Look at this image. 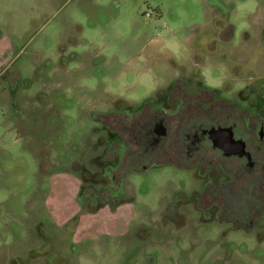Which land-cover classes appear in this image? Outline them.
Segmentation results:
<instances>
[{"label":"rangeland","instance_id":"obj_1","mask_svg":"<svg viewBox=\"0 0 264 264\" xmlns=\"http://www.w3.org/2000/svg\"><path fill=\"white\" fill-rule=\"evenodd\" d=\"M38 1L19 60L36 66L0 95V264H264L252 177L220 185L202 173L214 153L169 155L154 129L234 106L258 133L264 0ZM141 135L162 140L142 162Z\"/></svg>","mask_w":264,"mask_h":264},{"label":"flooded vegetation","instance_id":"obj_2","mask_svg":"<svg viewBox=\"0 0 264 264\" xmlns=\"http://www.w3.org/2000/svg\"><path fill=\"white\" fill-rule=\"evenodd\" d=\"M225 108L219 109L216 118H204L203 122L212 119L209 126H204L200 122L192 133L185 132L183 135H179V137L177 136V130H173L172 133L167 134V131L165 132L160 129V124L165 117L163 115V118H158L159 125L156 128L154 127V129L162 133L163 142L161 146L164 148H161L165 150L164 152L168 151L169 155L178 148L179 150H184L186 157H190L192 163L198 165H202L200 164L201 158L205 162L208 159V154L214 153L216 156L206 161L209 165L202 170L203 174L206 173V176H209L215 172V177L220 178L218 184L222 185L238 180L241 176L239 175V170H243V176L252 177V181L248 184L246 183V186L243 188H247L249 193L264 197V187L261 182H258L264 180V123L262 120L258 122L260 128L258 133H249V118L238 114L234 106L231 110H225ZM235 114H237V117H235ZM171 115L173 114L168 115L167 118L170 119ZM169 119L167 120L168 122H170ZM181 120L187 121L185 118ZM236 129H239V132L236 133ZM140 139L142 140L140 141L142 145L137 160L142 162L145 156H149V154L158 149L150 152L153 146H157L158 142L162 140L161 137L152 139L154 143L153 145H148L150 147L148 148L146 145L144 146L145 139L143 135L140 136ZM166 141L168 149H165ZM209 141H211V144ZM122 145L123 148L126 147V145ZM132 162L133 160H131V164ZM221 190L223 191L224 188H221ZM234 198H237V194L231 197V199ZM227 207H229V203L226 206L225 203L220 202L217 204L216 210L217 212H221V210H225ZM222 215L226 214L223 213ZM258 216L261 217L259 220H263L264 214L261 213V210Z\"/></svg>","mask_w":264,"mask_h":264},{"label":"crops","instance_id":"obj_3","mask_svg":"<svg viewBox=\"0 0 264 264\" xmlns=\"http://www.w3.org/2000/svg\"><path fill=\"white\" fill-rule=\"evenodd\" d=\"M30 1L32 3V0ZM33 1L36 4V8L34 9H39L40 1ZM29 4V0H0V95L3 92V89L6 87L7 83H10L9 81H11V79H14L13 76L15 77V79H18V77H20L23 72H25L26 70H33L36 66V61L34 62L32 60L33 58L28 53H26L28 57H25V61L19 62V60L22 58V55L25 54L24 47L28 40L27 35L30 29L29 22L32 19L31 16L34 12L33 8H31ZM29 9L32 11H30ZM20 12L26 13L27 16L25 18L18 17V13ZM37 15L38 14H35V16ZM41 49V46L38 47L35 50L36 54L41 53L42 55ZM4 82L6 84H4ZM68 178L69 177H66V182L69 183L71 182V179ZM60 201V199H57V201L53 200L54 203L48 204L51 207H59V205L61 204ZM47 202H49V200ZM52 209L53 214L58 216V208ZM74 210L76 209L71 208L72 212ZM96 214L97 211L94 213H83L78 220L79 227L84 226L83 223L90 219L92 215ZM83 231H80V233ZM102 233L103 231H98L95 233L88 232V235L84 234L82 237L95 238L96 236H100V234Z\"/></svg>","mask_w":264,"mask_h":264}]
</instances>
